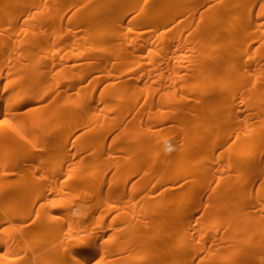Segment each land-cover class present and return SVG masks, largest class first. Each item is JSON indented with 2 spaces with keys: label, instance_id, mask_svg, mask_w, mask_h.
<instances>
[{
  "label": "bare ground",
  "instance_id": "1",
  "mask_svg": "<svg viewBox=\"0 0 264 264\" xmlns=\"http://www.w3.org/2000/svg\"><path fill=\"white\" fill-rule=\"evenodd\" d=\"M0 264H264V0H0Z\"/></svg>",
  "mask_w": 264,
  "mask_h": 264
}]
</instances>
